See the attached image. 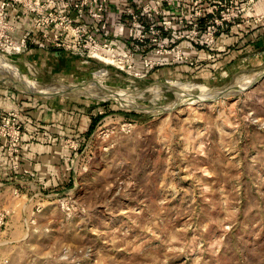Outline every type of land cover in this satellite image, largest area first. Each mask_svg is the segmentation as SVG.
Instances as JSON below:
<instances>
[{
    "label": "rangeland",
    "instance_id": "obj_1",
    "mask_svg": "<svg viewBox=\"0 0 264 264\" xmlns=\"http://www.w3.org/2000/svg\"><path fill=\"white\" fill-rule=\"evenodd\" d=\"M2 2L0 71L41 89L0 79L13 95H1L10 106L0 109V264H264V77L253 82L264 47L236 45L263 22L255 0ZM92 18L104 32L87 25L86 34L113 40L114 57L87 56L88 44L83 55L39 47L41 28L23 51L5 50L46 19L51 32ZM83 82L138 105L42 89ZM41 103L93 111L95 121L57 138L67 152L34 179L46 164L30 149L44 131Z\"/></svg>",
    "mask_w": 264,
    "mask_h": 264
},
{
    "label": "crops",
    "instance_id": "obj_2",
    "mask_svg": "<svg viewBox=\"0 0 264 264\" xmlns=\"http://www.w3.org/2000/svg\"><path fill=\"white\" fill-rule=\"evenodd\" d=\"M254 13L256 15H261L263 22L259 23L256 26L252 27V30H249L250 33H246L244 37L239 36L236 37V45L245 47V44L248 43L259 45L261 46V42L264 41V0H255L254 2ZM119 30V29H118ZM38 50L47 52L48 49L43 48H37ZM58 50V51H57ZM65 53L62 49H56L55 53ZM67 54H70L67 52ZM57 55V54H56ZM5 92V91H4ZM3 90H0V109L5 108L6 106H10V101L3 98L1 95L4 94ZM9 97H13V95H9ZM15 101V100H14ZM15 106L19 105V101L15 102ZM39 109L35 111V114H37L40 127L44 129V131H35L33 134L36 135L38 138L37 143L32 145L31 150H33V153L36 155L39 154V159L42 162H46V164L42 167H40V164H36L35 172H31L32 174H35L36 177L34 179H39L40 177L45 178L47 176L46 171L49 173L50 170H53V168H57L55 165L57 162V158L60 155H63V153L67 152V150L63 147H60L58 144H55L57 142V138H61L64 135H73L74 137H78L80 135H84V132L88 130L92 126L93 120V111H89L88 113H84L81 111V107H69L70 115L62 113L64 110V107L61 105L57 106H51L50 104H37ZM83 108V107H82ZM31 114H34V112H31ZM32 121L25 123L28 130L30 131L32 128L31 126ZM36 123V122H35ZM45 153V154H40ZM54 154V156H53ZM1 159V158H0ZM0 164H3V161L1 159ZM59 170V169H58Z\"/></svg>",
    "mask_w": 264,
    "mask_h": 264
},
{
    "label": "built area",
    "instance_id": "obj_3",
    "mask_svg": "<svg viewBox=\"0 0 264 264\" xmlns=\"http://www.w3.org/2000/svg\"><path fill=\"white\" fill-rule=\"evenodd\" d=\"M3 1V0H2ZM77 8V13L76 17H82L84 12L82 11L81 3L74 4ZM7 3L2 2L0 7L2 9H5L7 7ZM96 20V21H95ZM2 21V18H1ZM64 26L59 28V31H51L48 29L47 26H49L50 22L48 19L42 21L41 23H37V27L35 26L34 28H29L26 29L24 34L20 35L16 39L13 37L9 40L8 44L5 45L7 52H13V53H19L23 51L26 48L27 42L29 40H34L33 33L37 28H41V40H35V42H38L39 47H48V46H56V47H63L65 50H69L71 54H78V55H83L84 54V48L88 44L92 51H90L87 56H94L98 59L105 60L106 58L104 56H112L114 57L115 55V47L116 43L113 40H99L101 39V34L99 33L98 35L95 34V31H93V34L95 35V39H98L99 42H97L95 39L93 40L92 36H89L86 34L85 30L88 28L87 25L96 27V25L101 26V29H104V23L100 25L101 19H91V21H86L85 23H77L75 19H64ZM3 25L0 24L1 27L3 28H8V24L3 22ZM87 23V24H86ZM41 25H45L44 27H41ZM39 26V27H38ZM98 28V27H96ZM95 28V29H96ZM100 30V32H104V30ZM92 34V35H93ZM104 34H102L103 36ZM130 35V30L128 33V36ZM2 35L0 34V37ZM127 38V36H126ZM89 39V42H88ZM93 44V45H91ZM6 97L9 98V95L5 92ZM0 119L4 120L2 112H0Z\"/></svg>",
    "mask_w": 264,
    "mask_h": 264
},
{
    "label": "bare ground",
    "instance_id": "obj_4",
    "mask_svg": "<svg viewBox=\"0 0 264 264\" xmlns=\"http://www.w3.org/2000/svg\"><path fill=\"white\" fill-rule=\"evenodd\" d=\"M3 58L4 55L0 53V61H2ZM0 79L3 80L4 82L18 85L19 87H22L23 89L26 88L27 90L30 91H35L38 90L37 88H40L37 87V85L34 83L31 84L26 83L21 77H18L17 75L9 74V71L7 69L4 70V72L0 71ZM92 85L94 87L93 89H89V86H86L84 82L78 85L77 84L75 85L55 84L49 86L46 85V86H42V89L52 90V91L62 90L67 93L70 92L75 94H84L85 97H90V98H97L101 96V97L114 99L121 104H127L129 106L138 105L134 102V100L130 97V95L123 93L122 89L111 88L107 86L104 82H94ZM172 85L176 88L181 87V84L177 82H173ZM197 98L202 100L205 99L204 94L198 95Z\"/></svg>",
    "mask_w": 264,
    "mask_h": 264
},
{
    "label": "water",
    "instance_id": "obj_5",
    "mask_svg": "<svg viewBox=\"0 0 264 264\" xmlns=\"http://www.w3.org/2000/svg\"><path fill=\"white\" fill-rule=\"evenodd\" d=\"M262 77H264V70L261 71V72H260V73L254 78L253 82L258 81V80L261 79ZM232 88H233V87H232ZM237 88L242 89L241 86H236V89H237ZM61 93H63V92H61ZM51 94H53V93H51ZM196 101H198V99H197L196 97H191V102H196Z\"/></svg>",
    "mask_w": 264,
    "mask_h": 264
},
{
    "label": "trees",
    "instance_id": "obj_6",
    "mask_svg": "<svg viewBox=\"0 0 264 264\" xmlns=\"http://www.w3.org/2000/svg\"><path fill=\"white\" fill-rule=\"evenodd\" d=\"M261 46L264 47V41L261 42ZM95 121V120H94ZM94 122L92 123V126H93Z\"/></svg>",
    "mask_w": 264,
    "mask_h": 264
}]
</instances>
